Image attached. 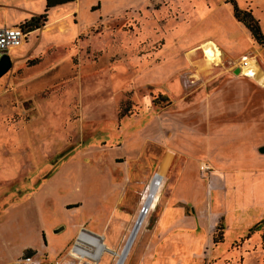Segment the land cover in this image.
<instances>
[{"label":"rangeland","instance_id":"1","mask_svg":"<svg viewBox=\"0 0 264 264\" xmlns=\"http://www.w3.org/2000/svg\"><path fill=\"white\" fill-rule=\"evenodd\" d=\"M226 1L63 3L29 36H44L47 53L9 56L0 78V264L26 256L54 264L82 227L110 249L97 264H118L168 155L159 202L122 264H264V220L247 238L264 217V45ZM235 1L264 34V0ZM4 4L13 15L42 7ZM224 33L233 43L225 67L251 58L257 75L226 89L238 109L221 172V118L230 116L208 98L229 74L205 53H221Z\"/></svg>","mask_w":264,"mask_h":264},{"label":"crops","instance_id":"2","mask_svg":"<svg viewBox=\"0 0 264 264\" xmlns=\"http://www.w3.org/2000/svg\"><path fill=\"white\" fill-rule=\"evenodd\" d=\"M7 6L8 7H13L11 5H6V4H4L3 6H0V8H2V9H0L1 10L0 11V27H4V26L5 27H11V26H15V25H20L22 22H24L27 19H30L32 16H37V15L41 14L39 12H41L42 7H45V0H41V6L42 7L39 6L41 8H39L36 11H33V12L31 10H29V9L28 10L25 9L26 7L25 8H20L19 7L18 9H20L22 12L23 11L24 12L23 13H17V14H14L13 15V13L11 14V12L6 9ZM31 6L32 5H30V8L32 9ZM4 20H5V22H4ZM236 22H238V21L236 20ZM49 23H53V22L49 21L44 26L48 25ZM238 24L240 26L241 22L238 23ZM43 27L40 28V29H37V30H34V31L30 32L29 36L32 33L33 34H36V32H41V30L43 29ZM70 30H71V26L69 27L68 31H66L63 34H68L70 32ZM229 35L230 34H228V33H224L223 34L224 39H221V42H220L221 43V48L220 47L218 48V49H220V52H221V53H219L220 55L218 54V52L215 53V51H213V49H212V51L215 53V56L209 57V55L207 54V52L205 53V58L208 61H210V63H212V65L215 66V65H217V62L216 61H221V70H222V67H223L224 68V72H226V74H229V76L228 75L227 76L226 75H221V94H218L219 90H217V91L214 90V91H212V92L209 93V98H208L209 99L208 102L211 105L218 101L216 99L221 100V117L222 116H230L228 119H222L221 118V172L226 171V169H223L224 168V160H229L228 157H230V156H228V154H226V152H224V148H225V146H224L225 134L227 132L232 131V128L235 127L234 123H232V121H235V120L233 118H231V116L235 115V113H234L235 112V109L236 110L238 109V106L236 108H234V106H232V104L230 103V100L226 98V95H225L226 94V89H230L229 84H231L232 81L236 82V81L239 80L238 78H240V76H242V77L245 76V75H242V74H247L248 72L249 73L252 72L251 78H256V75H257V72L255 71L257 69L256 68V64H254L255 63L254 60L253 61L250 60L251 58H248V60L250 61V63L247 64V65H243V64L241 65V63H232V64H229V66L227 68L225 67L224 61H223L224 58H225L224 56H227V52L225 51V48H226V46H230V45L233 44V43H229L227 41V40H229ZM29 36L27 37V39L25 40V42L21 46L16 47L14 49H11L8 52V55L9 56H13V57H19L20 60H24V59H28L33 54H36V53L38 54L40 52H43L42 50H45V47L47 45H49V44L45 45L43 43V41H44L43 40L44 39L43 37L44 36L43 37L41 36L40 39L39 38L37 39V37L35 36V39H33L31 41H29ZM222 41H224V42H222ZM52 43H55V42H52ZM194 49H192V50H194ZM45 53H47V51ZM186 53H188V52H186ZM219 57H221V60H220ZM216 58L218 60L215 61ZM229 59H231V57H229ZM159 68H160V66L154 67L155 70H159ZM154 69L151 70L149 73L153 72ZM214 80H216V79H214ZM226 80H228V81H226ZM192 82H194V81H192ZM239 84H241L240 81L237 82V83H235V85L237 86L236 87L237 89L240 86ZM231 102H232V99H231ZM225 105H231V106L226 107ZM226 110H228L230 113H226L225 112ZM243 126L244 127H247V123H245V121H243ZM249 126H252V125L250 124ZM248 130L251 131L250 128ZM230 158H232V157H230ZM259 158H263V156L262 157H259ZM164 159H163V161H164ZM170 163H171V161H170ZM227 170H231V169H227ZM223 181H224V178H223ZM261 220H259V221H261Z\"/></svg>","mask_w":264,"mask_h":264},{"label":"built area","instance_id":"3","mask_svg":"<svg viewBox=\"0 0 264 264\" xmlns=\"http://www.w3.org/2000/svg\"><path fill=\"white\" fill-rule=\"evenodd\" d=\"M29 34L30 32L20 25L0 27V57L8 54L11 49L21 46ZM91 234L96 235L83 227L80 228L76 234L77 238L81 237L80 243L77 244L74 240L65 256L61 260H56L54 264H97L98 260L94 256L96 247L91 241ZM41 262V259L35 256H26L14 264H41Z\"/></svg>","mask_w":264,"mask_h":264},{"label":"trees","instance_id":"4","mask_svg":"<svg viewBox=\"0 0 264 264\" xmlns=\"http://www.w3.org/2000/svg\"><path fill=\"white\" fill-rule=\"evenodd\" d=\"M73 1L75 0H45L44 11L37 16H32L30 19L25 20L20 24V26L27 30V32H32L34 30L40 29L47 23V12L52 7ZM226 2L231 4L234 18L238 22H241L249 30L251 38L258 44L264 45V34L260 29L259 21L253 17L252 11L250 9L239 8L235 0H227ZM263 220L264 219L249 228L247 238L250 237L251 233H254L255 231L260 229ZM217 227L221 228V223H219Z\"/></svg>","mask_w":264,"mask_h":264},{"label":"bare ground","instance_id":"5","mask_svg":"<svg viewBox=\"0 0 264 264\" xmlns=\"http://www.w3.org/2000/svg\"><path fill=\"white\" fill-rule=\"evenodd\" d=\"M208 43H211V42H208ZM214 46L217 47V45H215V44H214ZM207 54L209 55V57L214 56V55H212L213 53H207ZM238 79L240 81V78H238ZM243 80L244 79H242V81ZM170 161H171V155L167 156L164 159V161L160 164V166L158 167L157 172L154 173V175H153V179L151 180V183L146 187L145 194L142 197V199L144 200V203H143L144 210L141 213L142 216H143V214L147 215L148 213H150V211H152L156 207V205L158 204L162 181H163V179H164V177L166 175V172H167L168 166L170 164ZM148 188H149V190H148ZM142 216H140L138 222L136 223V225H135V227L133 229V232L131 234L130 241H129V243H127V245H125L126 248L123 249L124 251H123V253H122L121 257H120V260H119L118 264H122L123 263V260H124L125 256L128 253L129 246L131 245V243L133 241V237H134L133 235H135L136 232L138 231ZM91 236H92L91 241L94 244V246L96 247L95 253H94L95 259L99 260V258L102 256L103 252L106 251V250L109 251L110 249L104 244V242H103L104 237L101 234L100 235L99 234H96V235L95 234H91ZM80 239H81V237H79V238L76 237L75 238V243L79 244L80 243Z\"/></svg>","mask_w":264,"mask_h":264},{"label":"water","instance_id":"6","mask_svg":"<svg viewBox=\"0 0 264 264\" xmlns=\"http://www.w3.org/2000/svg\"><path fill=\"white\" fill-rule=\"evenodd\" d=\"M10 67H11V60L9 55L3 54L0 57V78L10 69ZM259 151L264 153V145L259 147ZM142 210H144V208Z\"/></svg>","mask_w":264,"mask_h":264}]
</instances>
